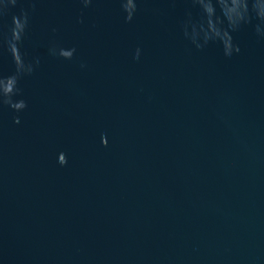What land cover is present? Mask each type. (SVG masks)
Returning a JSON list of instances; mask_svg holds the SVG:
<instances>
[{"label": "water", "instance_id": "95a60500", "mask_svg": "<svg viewBox=\"0 0 264 264\" xmlns=\"http://www.w3.org/2000/svg\"><path fill=\"white\" fill-rule=\"evenodd\" d=\"M248 7L226 56L194 42L193 0H0V77L27 102L0 103V264H264V0Z\"/></svg>", "mask_w": 264, "mask_h": 264}, {"label": "clouds", "instance_id": "9594fccd", "mask_svg": "<svg viewBox=\"0 0 264 264\" xmlns=\"http://www.w3.org/2000/svg\"><path fill=\"white\" fill-rule=\"evenodd\" d=\"M202 6V16L198 22V28L193 25V40L196 41L197 37L201 34L203 35L204 43L207 44L209 41H218L224 50L226 56H231L233 51L239 52L240 47L235 43V37L233 32L238 31L245 23H249L252 18V10L248 7L252 0H235L232 7L234 14L228 15H217V8L215 0H193ZM129 12L128 19L132 18V13L136 9V4L129 9L127 3L124 5ZM215 10V12L213 11ZM258 19H264V16L256 15ZM17 19H15L16 21ZM14 21V22H15ZM227 25V26H226ZM231 28L232 31H229ZM13 39L14 41H19L21 39V34L16 33V27L13 29ZM198 47H202L199 43ZM11 50L14 54V60L17 64L18 70L22 69V64H24L22 56L19 51L17 43H12ZM18 75L0 77V103L9 105L16 110H22L27 107V102L24 99H14V97L20 92L18 87ZM19 117H17V122Z\"/></svg>", "mask_w": 264, "mask_h": 264}]
</instances>
